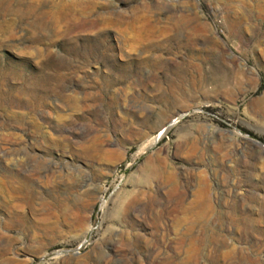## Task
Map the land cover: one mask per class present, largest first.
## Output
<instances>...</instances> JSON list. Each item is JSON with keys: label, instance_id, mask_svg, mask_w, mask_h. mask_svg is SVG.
Wrapping results in <instances>:
<instances>
[{"label": "rangeland", "instance_id": "374dc122", "mask_svg": "<svg viewBox=\"0 0 264 264\" xmlns=\"http://www.w3.org/2000/svg\"><path fill=\"white\" fill-rule=\"evenodd\" d=\"M0 264H264V0H0Z\"/></svg>", "mask_w": 264, "mask_h": 264}, {"label": "trees", "instance_id": "16d2710c", "mask_svg": "<svg viewBox=\"0 0 264 264\" xmlns=\"http://www.w3.org/2000/svg\"><path fill=\"white\" fill-rule=\"evenodd\" d=\"M207 111H211V110L208 109ZM242 132H243V133H246V134H248V135H251V136L253 135L251 132H249V131H247V130H244V129H242Z\"/></svg>", "mask_w": 264, "mask_h": 264}, {"label": "water", "instance_id": "95a60500", "mask_svg": "<svg viewBox=\"0 0 264 264\" xmlns=\"http://www.w3.org/2000/svg\"><path fill=\"white\" fill-rule=\"evenodd\" d=\"M257 139V138H256ZM258 141V143H261V141L260 140H257Z\"/></svg>", "mask_w": 264, "mask_h": 264}, {"label": "bare ground", "instance_id": "6f19581e", "mask_svg": "<svg viewBox=\"0 0 264 264\" xmlns=\"http://www.w3.org/2000/svg\"><path fill=\"white\" fill-rule=\"evenodd\" d=\"M25 1V0H24ZM6 8V7H5ZM32 12V11H31ZM36 19V18H35Z\"/></svg>", "mask_w": 264, "mask_h": 264}]
</instances>
